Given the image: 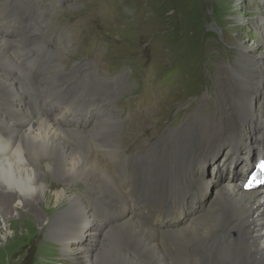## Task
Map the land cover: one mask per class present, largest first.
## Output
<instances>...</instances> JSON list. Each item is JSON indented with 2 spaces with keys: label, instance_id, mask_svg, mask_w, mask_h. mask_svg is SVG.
<instances>
[{
  "label": "bare ground",
  "instance_id": "obj_1",
  "mask_svg": "<svg viewBox=\"0 0 264 264\" xmlns=\"http://www.w3.org/2000/svg\"><path fill=\"white\" fill-rule=\"evenodd\" d=\"M256 1L259 8L251 26L260 34L256 48L261 46L264 59V0ZM0 4L14 21L29 23L33 19L32 8L22 7L20 0H0ZM51 28L46 21L19 39L0 35L1 216L7 220L14 213L18 218L35 215L41 230L47 229L51 241L74 264H101L104 241L107 254L120 264H264V192L243 191L242 179L221 186L206 181L204 173L211 163L216 165L222 150L227 149L230 166L240 165L232 153L239 156L246 150L251 154L256 148L264 150V69L255 68L256 48L239 45L238 68L231 74L223 68L214 74L223 88L213 91L218 101L204 114L208 117L188 115L178 130L164 132L131 164L132 179L150 190L146 193L160 190L163 200H176V217L170 219L168 211L156 215L155 221L166 219L162 228L160 223L149 226L138 217L144 213L134 211L136 205L115 187L112 173L100 161L99 157L121 154L115 152L121 141L114 137L121 125L118 115L93 121L85 129H65L51 119L54 109L41 107L32 120L23 113L21 89L42 99L56 84L68 81L83 86L81 91H67L65 86L59 92L66 90L67 96L72 95L71 102L99 100L104 104L114 96L91 61L64 73L55 60L54 69L38 78L21 68L19 56L45 50ZM111 82L108 87L113 89L117 78ZM257 101L259 110L254 109ZM216 115L221 125L214 127ZM98 145L101 148L94 149ZM116 173L121 176V169ZM224 173L230 174L229 169ZM74 183L85 185V192L72 190ZM201 190L209 191L205 196ZM172 191L175 197H171ZM62 196L70 202L65 208L58 205ZM170 204L164 201L159 206L165 209ZM104 217L107 222L101 226ZM84 236L102 241L97 255L93 247L80 243Z\"/></svg>",
  "mask_w": 264,
  "mask_h": 264
},
{
  "label": "rangeland",
  "instance_id": "obj_2",
  "mask_svg": "<svg viewBox=\"0 0 264 264\" xmlns=\"http://www.w3.org/2000/svg\"><path fill=\"white\" fill-rule=\"evenodd\" d=\"M258 8L256 0H63L49 20V29L52 28L46 37V47L52 44L59 27L69 23L78 25L75 34L66 33L71 40L67 36L61 40L58 62L62 71H77L78 64L83 68L86 61H91L100 80L107 77L108 85H112L111 78H117L113 89L107 85L109 93L114 95L112 101H127L140 93L147 104L148 119L132 129L133 133H127L131 134L130 138L118 136L119 129L114 137L122 142L115 152H125L132 141L146 134L151 143L149 148L164 132L178 130L188 115L196 113L197 118L208 117L204 114L218 101L213 91L223 88L214 74L221 72V68L230 74L238 68L235 61L239 45L256 48L260 34L251 22ZM261 49L258 46L253 51V55L259 57L257 69H264ZM218 81L221 86L217 85ZM143 90L146 91L141 92ZM152 92L163 94L160 97ZM201 102L204 105L198 107ZM260 107L258 101L254 103V109ZM219 118L216 115L214 127L221 125ZM98 146L94 149L101 148ZM210 165L204 171L205 180L211 179L221 186L227 184L221 175L217 179L216 173L212 175L207 171ZM106 166L111 169L113 165L107 163ZM71 189L82 193L86 187L74 183ZM208 191H204L205 196ZM81 198L85 196L81 194ZM64 199L62 196L58 201L60 208L70 204ZM8 217L12 218L6 220L0 214V264H74L62 255L60 246L51 241L47 229L41 230L35 215L18 218L14 213ZM103 219L101 226L107 222ZM98 235L95 234L97 240ZM80 243L93 247L92 252L97 255L102 241L95 242L94 238L84 236ZM106 249L104 241L101 264H120ZM126 253L130 254L128 250Z\"/></svg>",
  "mask_w": 264,
  "mask_h": 264
},
{
  "label": "snow or ice",
  "instance_id": "obj_3",
  "mask_svg": "<svg viewBox=\"0 0 264 264\" xmlns=\"http://www.w3.org/2000/svg\"><path fill=\"white\" fill-rule=\"evenodd\" d=\"M259 167H260V169L262 170V171H264V164H261V165H259ZM255 179V177H253L252 179H250L249 181H248V183L245 185V188L246 189H250L251 187H252V184H253V180Z\"/></svg>",
  "mask_w": 264,
  "mask_h": 264
}]
</instances>
